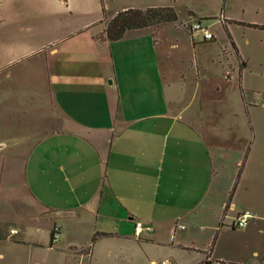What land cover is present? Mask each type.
I'll use <instances>...</instances> for the list:
<instances>
[{
  "label": "crops",
  "instance_id": "0c3cea01",
  "mask_svg": "<svg viewBox=\"0 0 264 264\" xmlns=\"http://www.w3.org/2000/svg\"><path fill=\"white\" fill-rule=\"evenodd\" d=\"M116 13L100 0H0V26L47 35L0 41V262L56 226L66 264H261L264 124L242 142L206 98L194 105L153 29L107 41Z\"/></svg>",
  "mask_w": 264,
  "mask_h": 264
},
{
  "label": "rangeland",
  "instance_id": "374dc122",
  "mask_svg": "<svg viewBox=\"0 0 264 264\" xmlns=\"http://www.w3.org/2000/svg\"><path fill=\"white\" fill-rule=\"evenodd\" d=\"M100 2L104 17L111 16L124 6L138 9L154 5L173 6L177 12V21L151 29L155 31L160 41L158 46L162 43V56L172 61L176 70L186 72V96L196 90L198 97L192 102L194 105H198L200 97L203 101L206 98V104L215 113L214 120L219 124H234L242 142L250 140L253 125L258 131L259 125L264 124L262 105L264 0H100ZM198 22L213 34L214 40L205 41L202 32H193L191 35L189 27ZM41 33V29H38L34 33L36 37L34 40L33 35L29 36L30 33L21 34L14 30L13 24L7 19L6 23L0 26V41L20 47H25L28 43L36 45L42 43L47 36ZM231 42L246 64L241 72L243 98L238 84L239 61ZM219 61L226 68H231V70L227 68L229 76L223 75ZM229 64L230 66H226ZM197 65L199 71L196 73ZM188 69H190L189 73H187ZM32 112L31 110L28 116L33 121ZM229 238H235L234 234H230ZM38 242L37 247L20 246L11 256L10 252L5 251V261L0 264H66L62 252L57 247H49L47 236L40 237ZM76 254L79 255L78 252ZM75 260L69 264H126L122 257L79 258L78 256ZM177 260H181V257L178 256ZM224 262L238 263L225 260ZM180 264H183L182 260Z\"/></svg>",
  "mask_w": 264,
  "mask_h": 264
},
{
  "label": "trees",
  "instance_id": "16d2710c",
  "mask_svg": "<svg viewBox=\"0 0 264 264\" xmlns=\"http://www.w3.org/2000/svg\"><path fill=\"white\" fill-rule=\"evenodd\" d=\"M177 21V12L173 6H152L144 9L128 8L117 12L105 24L104 37L107 41H117L121 39L124 34L131 30H139L145 28H153L164 23H174ZM231 45L236 53L239 61L238 66V84L242 98L244 89L241 87V72L245 68V62L241 59L238 50L233 42ZM226 208V207H225ZM53 229L51 231L49 247H53ZM210 250V249H209ZM208 255V254H207ZM219 264H238L226 263L219 261ZM204 264H210L207 260ZM261 264H264V260Z\"/></svg>",
  "mask_w": 264,
  "mask_h": 264
},
{
  "label": "built area",
  "instance_id": "2783aa9c",
  "mask_svg": "<svg viewBox=\"0 0 264 264\" xmlns=\"http://www.w3.org/2000/svg\"><path fill=\"white\" fill-rule=\"evenodd\" d=\"M189 31L191 33V35L193 34V32H202L203 34V38L205 41H212L214 40V36L213 34L207 29V28H204L200 22L198 23H195L194 25H191L189 27ZM263 107H264V101L262 103ZM249 212H244L242 213L241 215H239L231 224V226L233 228H241V227H244L247 223V220L249 218ZM176 229H183L184 226L183 225H177L175 227ZM144 231V228L142 227V225L140 223H136L135 224V227H134V236L135 237H139L140 234ZM150 231V229L148 230ZM11 233H14L15 231L14 230H11L10 231ZM58 234H59V228L54 226L53 227V244H55L57 242V238H58Z\"/></svg>",
  "mask_w": 264,
  "mask_h": 264
}]
</instances>
